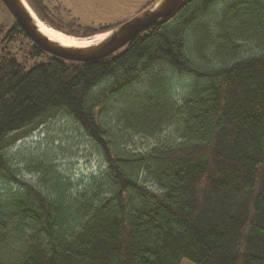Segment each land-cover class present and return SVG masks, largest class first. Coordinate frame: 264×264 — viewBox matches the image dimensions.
Returning <instances> with one entry per match:
<instances>
[{
  "label": "trees",
  "instance_id": "trees-1",
  "mask_svg": "<svg viewBox=\"0 0 264 264\" xmlns=\"http://www.w3.org/2000/svg\"><path fill=\"white\" fill-rule=\"evenodd\" d=\"M27 1L47 21L44 0ZM21 36L15 17L0 25V264H264V0H184L93 60L31 40L29 54L46 60L26 69L13 52ZM64 115L105 170L73 186L39 156L26 163L41 189L9 151ZM168 127L172 141L124 148L131 135Z\"/></svg>",
  "mask_w": 264,
  "mask_h": 264
},
{
  "label": "rangeland",
  "instance_id": "rangeland-1",
  "mask_svg": "<svg viewBox=\"0 0 264 264\" xmlns=\"http://www.w3.org/2000/svg\"><path fill=\"white\" fill-rule=\"evenodd\" d=\"M147 1L149 0H44L49 8L46 16L47 21L61 24V31L64 33H66L65 29L79 30L86 26L121 24L137 15ZM37 16L43 20L39 14ZM47 21L44 22L53 27ZM71 21L74 23L71 24ZM13 22L14 16L11 11L6 6H0V25L8 26ZM95 35L71 36L83 41L88 38L92 39ZM31 45L29 37L21 36L15 41L13 47V52L16 53L18 60L24 64L26 69L46 60L44 53L36 56L29 54ZM175 80V87L178 89L185 87L187 78L177 77ZM172 129V127H168L161 134L151 137L131 135L130 138L125 139L124 148L135 153L153 149L162 142L174 139L175 135ZM9 152L23 179L32 182L41 189L45 188V185L42 184V174L30 170L26 163L27 160L39 156H52L55 171L73 186H80L105 170V162L99 151L95 149L93 141L67 115L52 120L38 130L20 138ZM0 188L4 189L3 183H0ZM181 264L196 263L185 258Z\"/></svg>",
  "mask_w": 264,
  "mask_h": 264
},
{
  "label": "water",
  "instance_id": "water-1",
  "mask_svg": "<svg viewBox=\"0 0 264 264\" xmlns=\"http://www.w3.org/2000/svg\"><path fill=\"white\" fill-rule=\"evenodd\" d=\"M2 1L11 11L24 33L41 49L65 59L86 61L103 58L115 52L158 20L171 15L184 0H156L131 19L105 31V33H109L103 39L82 46L64 45L43 33L26 5L27 0ZM29 5L31 6V4Z\"/></svg>",
  "mask_w": 264,
  "mask_h": 264
},
{
  "label": "bare ground",
  "instance_id": "bare-ground-1",
  "mask_svg": "<svg viewBox=\"0 0 264 264\" xmlns=\"http://www.w3.org/2000/svg\"><path fill=\"white\" fill-rule=\"evenodd\" d=\"M26 5L28 6L30 11L32 12L40 30L43 33H45L46 35H48L50 38L55 39L56 41H59L60 43H62L64 45H78V46L88 45V44H91V43H94L96 41L103 39L109 33V32L100 33V34L95 35L92 39L88 38V39H85L83 41H81L79 39L77 40V38L49 26L46 22L41 20L36 15V12L32 9V7L29 5V3L26 2Z\"/></svg>",
  "mask_w": 264,
  "mask_h": 264
}]
</instances>
